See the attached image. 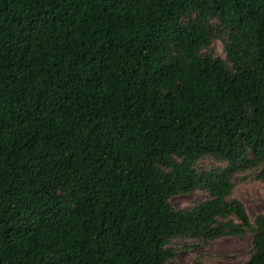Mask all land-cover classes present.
Segmentation results:
<instances>
[{"label": "trees", "instance_id": "16d2710c", "mask_svg": "<svg viewBox=\"0 0 264 264\" xmlns=\"http://www.w3.org/2000/svg\"><path fill=\"white\" fill-rule=\"evenodd\" d=\"M257 167L264 0H0V264H169L246 234L239 264H264V214L231 199Z\"/></svg>", "mask_w": 264, "mask_h": 264}, {"label": "rangeland", "instance_id": "374dc122", "mask_svg": "<svg viewBox=\"0 0 264 264\" xmlns=\"http://www.w3.org/2000/svg\"><path fill=\"white\" fill-rule=\"evenodd\" d=\"M216 52L221 56V44H217ZM211 162H202L201 168H209ZM262 167V166H261ZM261 167L241 171L233 176L231 199L240 201L248 215L252 218L264 214V183L259 179ZM204 191L193 195H181L173 199L178 209H191L207 199ZM229 219H221V223ZM251 235L223 236L215 240L187 239L174 243L176 257L169 264H239L250 249Z\"/></svg>", "mask_w": 264, "mask_h": 264}]
</instances>
